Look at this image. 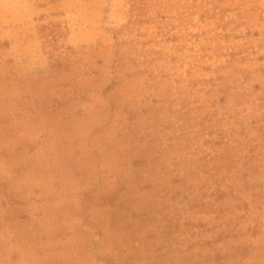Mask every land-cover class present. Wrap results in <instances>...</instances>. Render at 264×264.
<instances>
[{"label": "rangeland", "instance_id": "374dc122", "mask_svg": "<svg viewBox=\"0 0 264 264\" xmlns=\"http://www.w3.org/2000/svg\"><path fill=\"white\" fill-rule=\"evenodd\" d=\"M0 264H264V0H0Z\"/></svg>", "mask_w": 264, "mask_h": 264}]
</instances>
